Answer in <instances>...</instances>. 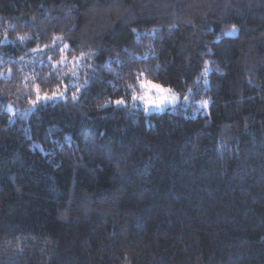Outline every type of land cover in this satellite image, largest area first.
Instances as JSON below:
<instances>
[{
  "label": "trees",
  "instance_id": "trees-1",
  "mask_svg": "<svg viewBox=\"0 0 264 264\" xmlns=\"http://www.w3.org/2000/svg\"><path fill=\"white\" fill-rule=\"evenodd\" d=\"M0 264H264V0H0Z\"/></svg>",
  "mask_w": 264,
  "mask_h": 264
},
{
  "label": "snow or ice",
  "instance_id": "snow-or-ice-1",
  "mask_svg": "<svg viewBox=\"0 0 264 264\" xmlns=\"http://www.w3.org/2000/svg\"><path fill=\"white\" fill-rule=\"evenodd\" d=\"M67 46H65V49H66ZM84 54L82 53L81 56H83ZM76 58H74L75 60ZM144 73L143 71L140 73V76H143ZM87 83V81H85V84ZM131 87V86H129ZM139 87L141 90H143L144 88H149L150 90L151 89H155L157 90L158 92L159 91H165L161 88L160 85H156V84H153L151 81H143V80H140L139 82ZM77 91H80V89H78ZM37 93H38V89H37ZM64 93H53L52 96H48L47 94H45V96L43 97L44 100H52L54 98H59V96H63ZM41 97L39 96V94L37 95V100H40ZM73 99L75 100L76 99V95L74 94L73 95ZM137 99V96L134 94L133 95V100H136ZM139 99L141 101H144L145 102V112H148V111H151L152 110V107H150L149 105L155 107L156 109H160L162 107V105L165 103L166 100H169V97L167 96H156L155 99H153L150 95L148 94H145L143 96H140ZM176 99V97L173 95L171 96V100L174 101ZM124 99H120V100H117L115 101V103L119 106V105H122L124 104Z\"/></svg>",
  "mask_w": 264,
  "mask_h": 264
},
{
  "label": "rangeland",
  "instance_id": "rangeland-1",
  "mask_svg": "<svg viewBox=\"0 0 264 264\" xmlns=\"http://www.w3.org/2000/svg\"><path fill=\"white\" fill-rule=\"evenodd\" d=\"M155 84V83H153ZM157 85V84H156ZM161 88L165 91H157L155 89H149V88H144L143 90L140 91L139 94H137V99L136 100H131L130 104L134 107V108H138V109H141L143 111L144 108H145V102L144 101H141L139 99L140 96H143L145 94H148L150 95L153 99H155L156 96H167L169 97V100H166L165 103L162 105V107L160 109H156L155 107L149 105L150 107H152V110L151 111H148V112H155V111H159V110H162L164 107L166 106H169V105H172V104H175V103H178L180 101H183L184 104L186 103H191L190 101L188 102V97L187 96H182L180 97L177 93L173 92L172 90L168 89V88H165V87H162ZM175 96L176 99L174 101L171 100V96ZM199 101V102H197ZM197 101H193L192 103L193 104H196V108H204V111H206V107H207V101L205 100H197Z\"/></svg>",
  "mask_w": 264,
  "mask_h": 264
}]
</instances>
